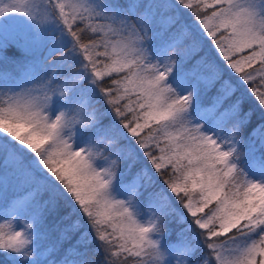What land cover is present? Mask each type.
Here are the masks:
<instances>
[{"label": "snow or ice", "instance_id": "obj_1", "mask_svg": "<svg viewBox=\"0 0 264 264\" xmlns=\"http://www.w3.org/2000/svg\"><path fill=\"white\" fill-rule=\"evenodd\" d=\"M0 264H264V0H0Z\"/></svg>", "mask_w": 264, "mask_h": 264}, {"label": "trees", "instance_id": "obj_2", "mask_svg": "<svg viewBox=\"0 0 264 264\" xmlns=\"http://www.w3.org/2000/svg\"><path fill=\"white\" fill-rule=\"evenodd\" d=\"M209 95H211V94H209ZM208 101H210V99L209 100H206V102H208ZM93 247H94V245H93ZM92 258H94V259H100V257L97 255V256H95V257H92Z\"/></svg>", "mask_w": 264, "mask_h": 264}, {"label": "rangeland", "instance_id": "obj_3", "mask_svg": "<svg viewBox=\"0 0 264 264\" xmlns=\"http://www.w3.org/2000/svg\"><path fill=\"white\" fill-rule=\"evenodd\" d=\"M208 102H210V101H208ZM208 102H206V103H208Z\"/></svg>", "mask_w": 264, "mask_h": 264}]
</instances>
